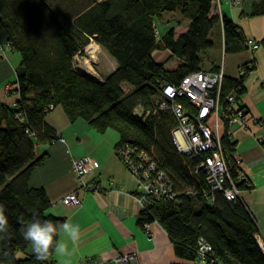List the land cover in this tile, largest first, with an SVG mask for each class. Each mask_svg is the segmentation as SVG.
<instances>
[{"label":"trees","instance_id":"obj_1","mask_svg":"<svg viewBox=\"0 0 264 264\" xmlns=\"http://www.w3.org/2000/svg\"><path fill=\"white\" fill-rule=\"evenodd\" d=\"M215 1L0 0V28L7 35V47L21 59L9 92L18 96L17 101L8 105L0 98V203L8 218L0 264H54L55 253L46 261L36 259L21 230L33 215L57 225L65 222L51 213L44 189L29 186L33 172L47 158L36 155V147L58 140L57 130L47 121L56 108L70 124L83 121L99 134L114 131L118 135L114 150L126 170L129 166L122 157L126 148L135 152L132 159L138 160L141 153L147 156L148 165L155 166L152 177L163 176L168 194L145 196L139 226L159 224L184 264L198 261L200 242L209 245L208 257L215 264H264L256 238L259 228L250 211L240 197L229 201L223 191H211L206 173L199 169L201 157L177 150L172 141L176 118L171 109L159 107L161 102L178 103L195 117L187 96L167 100L161 86H180L197 72L221 71V66L204 69L200 57L215 48L216 28L222 26L225 50L236 43L247 48L248 39L232 20L212 14ZM166 14L189 21L187 31L179 36L174 28L161 31ZM250 16H264V0L252 5ZM257 43L264 46V40ZM97 45L117 64L102 80L74 68L75 57L85 48L94 55ZM157 51H168V60L156 63ZM254 69L253 64L245 65L238 79L224 76L220 89H212L210 96L219 97L225 111L230 95L239 105L244 81ZM226 132L221 141L230 176L225 188L234 183L239 192L249 191L252 185L235 159L236 143ZM96 189L94 184V191L86 192ZM18 253L23 257L18 258Z\"/></svg>","mask_w":264,"mask_h":264},{"label":"crops","instance_id":"obj_2","mask_svg":"<svg viewBox=\"0 0 264 264\" xmlns=\"http://www.w3.org/2000/svg\"><path fill=\"white\" fill-rule=\"evenodd\" d=\"M259 1L242 0L241 5L234 6L231 0H216L212 14L227 17L238 26L246 40L261 43L264 40V16H250L252 5ZM161 24L163 29L174 28L179 36L187 31L189 21L178 15L164 16ZM213 36L222 63L212 66H221L225 77L238 79L245 65L255 66L246 77L245 93L238 100L250 121L245 127H235L232 138L236 143L235 159L240 171L252 185L251 190L240 191L239 197L257 223V240L264 241V145L260 143L264 140V46L252 51L236 43L234 48L225 50L222 26L216 28ZM98 48L99 56L112 66V73L117 68L116 62L106 58L107 53L100 46ZM4 49L5 55L0 57V98L3 103L13 105L18 96L9 94L7 88L16 81V69L21 59L7 47V35L0 28V51ZM47 121L57 130L58 140L36 147V155L47 154V158L33 172L29 186L44 189L54 216L79 224L81 233L74 245L73 264H80L83 259L94 260L95 264H117L115 259L124 255H133L136 264H184L176 257L172 242L159 224H150L149 234L139 226L141 208L135 195L137 181L116 156L114 146L118 135L114 131L99 134L83 121L70 124L60 108L53 110ZM86 156L94 164L93 172L86 179L99 190H81L79 206L65 205L62 199L80 187L72 162ZM58 238L61 237L58 235ZM17 257L22 258L23 254L18 253ZM54 264H60L56 255Z\"/></svg>","mask_w":264,"mask_h":264},{"label":"built area","instance_id":"obj_3","mask_svg":"<svg viewBox=\"0 0 264 264\" xmlns=\"http://www.w3.org/2000/svg\"><path fill=\"white\" fill-rule=\"evenodd\" d=\"M240 1L231 0V3L232 5H239ZM245 45L252 51H256L261 47L259 43L252 39H248ZM80 58V54L75 57V70L81 64ZM79 71L81 72L80 69ZM242 74L243 72H241ZM223 77L222 69L216 74L197 72L186 77L180 86L167 83L161 86L162 95L167 100L187 96L197 112L194 114V118L189 117L187 111L178 103H173L169 106L166 102H161L159 107L171 109L176 118L177 126L172 131V141L177 150L187 156L201 157L199 169H203L206 173V182L210 185L211 191H223L226 199L232 201L239 197V191L232 182L231 187L225 188L226 181L230 179V176L221 141L226 132L225 125L228 126L226 135L232 137L234 128L239 125L243 127L247 126L250 119L242 111L233 95L227 98L229 107L226 111L221 107L219 97L215 99L210 96L212 89L215 87L220 89ZM134 154L133 150L126 148L122 152V157L129 166L127 171L137 181L138 193L136 194V200L142 210L145 205L146 195L153 194L157 198H162L168 194V183L160 174L157 177H152V174L153 176L155 174V166L148 165L150 160L145 154H138V160L132 159L131 155L134 156ZM72 169L77 176L80 187L74 193L64 197L61 202L65 205L76 207L81 203L79 198L81 190L94 191V184L86 179L93 172L94 164L92 159L86 156L73 161ZM98 190L96 189L95 192ZM149 226L146 225L144 228L147 234H149ZM258 242L264 253V241L260 240ZM210 250L211 248L208 244L200 242L199 257L195 264H215L208 257ZM116 261L119 264H136L133 255L120 256ZM91 262L92 260L86 259L80 262V264H91Z\"/></svg>","mask_w":264,"mask_h":264},{"label":"clouds","instance_id":"obj_4","mask_svg":"<svg viewBox=\"0 0 264 264\" xmlns=\"http://www.w3.org/2000/svg\"><path fill=\"white\" fill-rule=\"evenodd\" d=\"M5 206L0 203V242L7 239L8 218ZM79 224L65 221L62 224L42 220L33 215L32 220L21 230L24 240L30 242L38 261H46L55 253L60 264H73L76 254L74 245L80 238ZM58 235L61 238H58Z\"/></svg>","mask_w":264,"mask_h":264},{"label":"rangeland","instance_id":"obj_5","mask_svg":"<svg viewBox=\"0 0 264 264\" xmlns=\"http://www.w3.org/2000/svg\"><path fill=\"white\" fill-rule=\"evenodd\" d=\"M100 1V0H98ZM242 4V0L240 1V4ZM239 5H234V6H239ZM170 15H174V14H166V17L170 16ZM187 21V20H186ZM159 28L163 29V27L160 25ZM91 44H96L95 42H92ZM90 44V45H91ZM98 46V45H97ZM5 55V49L4 51H0V57H4ZM99 48L98 51L94 54V55H90L86 52V48L83 50V53L81 55V58L79 59L80 61V66L78 67V69H76L78 72L79 69L81 70V72L88 74L89 76L95 77V78H100V76L105 75V74H109L111 71L112 66L110 65V63H107L106 61H104L103 57L99 56ZM202 62H203V67L204 69L208 70L212 64H221L222 61L220 59V55L216 52L215 48L214 49H209L206 52L202 53L200 55ZM106 58L113 60L108 54H106ZM169 58V54L166 51H157L154 55V61L157 63L160 60H163L162 62H158L159 63H164L168 60ZM114 61V60H113ZM80 72V73H81ZM8 93L11 92L12 87L11 85L8 86L7 88ZM78 159H75L73 161H76ZM72 167H73V162H72ZM73 170V169H72ZM74 193V192H72ZM70 193V194H72ZM68 194V195H70ZM66 197V196H65ZM86 259H83L82 261H84ZM117 259H115L116 261ZM81 261V262H82ZM118 261H116L117 263ZM96 262L94 260H92L91 264H95ZM119 264V263H117Z\"/></svg>","mask_w":264,"mask_h":264}]
</instances>
